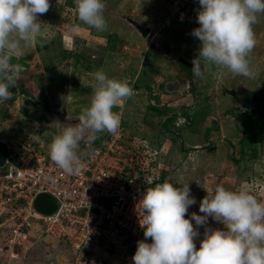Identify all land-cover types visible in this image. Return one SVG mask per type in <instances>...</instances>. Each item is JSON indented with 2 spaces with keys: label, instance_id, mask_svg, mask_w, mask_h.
Wrapping results in <instances>:
<instances>
[{
  "label": "rangeland",
  "instance_id": "rangeland-1",
  "mask_svg": "<svg viewBox=\"0 0 264 264\" xmlns=\"http://www.w3.org/2000/svg\"><path fill=\"white\" fill-rule=\"evenodd\" d=\"M103 2L108 29L98 32L78 20L74 0H49L48 12L38 16L41 43L12 61L21 73L12 98L0 101V137L11 148L22 141L47 146L54 121L79 123L92 97V73L100 70L126 79L135 92L113 108L121 120L115 135L123 165L144 167L148 177L165 173L175 186L189 183L197 215H203L201 199L217 185L248 189L264 201V15L254 25L258 43L249 57L255 78L215 68H204L200 78L192 72L200 47L192 35L199 27L198 0ZM125 15L149 26L148 35L141 37ZM193 224L200 246L205 226ZM37 227L33 221V235L21 248L19 238L9 243L8 226H0V264L133 263L130 249H115L109 239L93 236L75 250L66 236L53 238ZM206 227L224 225L208 217Z\"/></svg>",
  "mask_w": 264,
  "mask_h": 264
},
{
  "label": "clouds",
  "instance_id": "clouds-1",
  "mask_svg": "<svg viewBox=\"0 0 264 264\" xmlns=\"http://www.w3.org/2000/svg\"><path fill=\"white\" fill-rule=\"evenodd\" d=\"M198 2L199 27L192 35L199 39L200 47L192 61L193 74L204 78V68H215L217 74L227 70L255 78L249 57L258 43L254 25L264 15V0ZM74 5L82 24L107 31L103 0H74ZM49 8V0H0V101L12 98L10 89L20 78L21 65L13 59L21 58L25 48L41 43L38 16ZM92 77V97L81 109L79 123H52L55 131L50 133L48 155L68 175L79 174L84 167L86 153L81 143L91 147L100 133H118L121 120L113 108L135 94L126 79L109 78L100 70ZM195 203L189 183L174 187L164 180L146 188L138 202L145 240L137 242L133 264H264V202L248 189L229 190L217 185L200 201L203 215L191 213ZM208 217L224 228H207ZM193 221L196 226H205L199 248L194 243L199 232ZM149 238L151 243L146 242Z\"/></svg>",
  "mask_w": 264,
  "mask_h": 264
},
{
  "label": "built area",
  "instance_id": "built-area-1",
  "mask_svg": "<svg viewBox=\"0 0 264 264\" xmlns=\"http://www.w3.org/2000/svg\"><path fill=\"white\" fill-rule=\"evenodd\" d=\"M119 138L106 133L100 143L84 144V167L76 175L66 174L52 162L43 142L35 147L24 141L17 148L9 146L8 160L0 167V226H8L9 243L19 238L17 245L23 246V240L33 235V221L38 223L37 231L53 238L66 236L75 250L93 236L109 239L110 245L115 244V249L120 245L125 252L145 240L138 202L146 188L163 181L147 185L145 180L152 182L160 175L148 177L144 167L123 165ZM40 192L56 198L51 214L34 210L32 203Z\"/></svg>",
  "mask_w": 264,
  "mask_h": 264
},
{
  "label": "water",
  "instance_id": "water-1",
  "mask_svg": "<svg viewBox=\"0 0 264 264\" xmlns=\"http://www.w3.org/2000/svg\"><path fill=\"white\" fill-rule=\"evenodd\" d=\"M121 18L124 19L132 27H134L143 38L146 37L151 30L149 26L142 25L138 20L128 15L121 16ZM203 148H208L212 150L214 146H203ZM8 156L9 146L7 140L5 137H0V167H2L4 163L8 160ZM32 206L35 211L41 214H51L52 212H54L57 206V200L53 195L49 193L40 192L35 196Z\"/></svg>",
  "mask_w": 264,
  "mask_h": 264
},
{
  "label": "trees",
  "instance_id": "trees-1",
  "mask_svg": "<svg viewBox=\"0 0 264 264\" xmlns=\"http://www.w3.org/2000/svg\"><path fill=\"white\" fill-rule=\"evenodd\" d=\"M186 116H187V115H186ZM105 136H106V133H104V132L102 133L101 137H100V134H99V139H97V140L95 141L94 144H98V143H100L101 140H102ZM83 146H84V144L81 143V147H83ZM246 176L248 177L249 175L247 174ZM168 177H169V176H166L165 173H161L160 178H159L158 180H155V181H152V182H149V181H146V180H145V184H146V182H148L147 185H151V183H155V182H159V181L167 180ZM226 189L232 190V189H230V188H226ZM233 190H234V189H233ZM190 215H191V214H190ZM195 245H196L197 248H199V246L197 245V243H196ZM53 250H54V249H53ZM135 250H136V246H135V245L132 246V247L130 248V253H131L132 256H133ZM38 255H39V254H38ZM132 264H133V263H132Z\"/></svg>",
  "mask_w": 264,
  "mask_h": 264
}]
</instances>
